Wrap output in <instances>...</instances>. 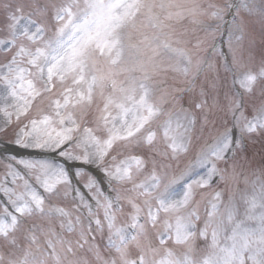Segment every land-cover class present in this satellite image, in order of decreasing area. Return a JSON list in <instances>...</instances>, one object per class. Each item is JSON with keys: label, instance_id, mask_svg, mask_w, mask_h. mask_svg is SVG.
Listing matches in <instances>:
<instances>
[{"label": "snow or ice", "instance_id": "snow-or-ice-1", "mask_svg": "<svg viewBox=\"0 0 264 264\" xmlns=\"http://www.w3.org/2000/svg\"><path fill=\"white\" fill-rule=\"evenodd\" d=\"M250 17L264 0H0V264H264Z\"/></svg>", "mask_w": 264, "mask_h": 264}, {"label": "rangeland", "instance_id": "rangeland-1", "mask_svg": "<svg viewBox=\"0 0 264 264\" xmlns=\"http://www.w3.org/2000/svg\"><path fill=\"white\" fill-rule=\"evenodd\" d=\"M14 2H15V0H14ZM22 2L28 3L29 0H22ZM215 2L222 3V2H224V0H215ZM257 19H258L257 17H250L249 18V20H250L249 31H250L252 37H254L256 40V51H257V54H259L260 49L264 48V43H262V41H264V30H262L259 23L256 22ZM186 27L193 28L195 26L191 25V24H187ZM200 35H203V33H200ZM226 41H227V34L226 33L223 36H220V35L217 36V42L221 46V48L224 52H227ZM217 58H218V60L216 61L215 60L216 57H213V61L216 62L217 64H221L223 61V58L222 57H217ZM0 59H2V56H0ZM221 75L223 76V69H221ZM228 84L230 86H232V82L230 81V79H227V85ZM229 85H228V87L232 89V87H230ZM14 131H15L14 129H9V131L6 135L4 133H0V138L3 137L5 139H8L9 141H11L14 139ZM246 140H247V138H246ZM253 140H254V142L250 141V145H251L250 147H252V149L254 148L255 151L259 150V152L264 153V137L256 136L253 138ZM3 146L4 145L0 144V147H3ZM259 157L261 158L262 155H259ZM187 159H191V157H188V158L180 161V166L185 164V160H187ZM240 187H244V185L241 184Z\"/></svg>", "mask_w": 264, "mask_h": 264}]
</instances>
